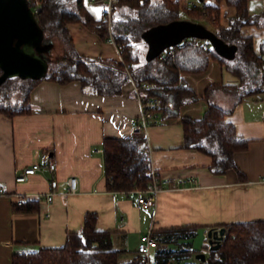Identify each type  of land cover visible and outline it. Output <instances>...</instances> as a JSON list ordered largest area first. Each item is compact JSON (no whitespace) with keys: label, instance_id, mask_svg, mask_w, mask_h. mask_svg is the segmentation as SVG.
<instances>
[{"label":"crops","instance_id":"1","mask_svg":"<svg viewBox=\"0 0 264 264\" xmlns=\"http://www.w3.org/2000/svg\"><path fill=\"white\" fill-rule=\"evenodd\" d=\"M91 1L102 12L104 0ZM201 2L214 4V0ZM190 3L198 5L196 0ZM221 9L222 22L227 24L235 10L224 3ZM249 12L264 13V0H250ZM68 29L80 55L120 59L112 41L102 40L80 24H70ZM243 34L264 42V25L246 26ZM181 76L198 99L183 106L179 117L165 118L141 133H135L131 126V119L140 113L131 81L121 95L101 96L85 94L78 81L61 85L44 80L31 91V114L12 119L0 114V186L6 190L5 195H0V264H11L14 252L63 247L69 232L83 230L87 213L97 214L98 230L110 232L112 248L122 262L139 257L137 247L151 229L195 226L208 244L210 228L264 222V91L236 104L234 97L222 88L235 84L236 79L224 72L217 61H211L203 74ZM212 85L213 101L231 110L230 121L250 141L246 151L234 156L244 181L235 169L213 174L209 155L183 147L181 118L203 117L207 106L204 94ZM134 136L147 140L152 169L162 177L171 183L178 178L196 183L164 190L155 209L139 206L134 192H109L104 174V138ZM49 160L57 165L54 174L37 173L24 182H16V176L25 168ZM70 177L78 179V190L71 194ZM52 178L58 180L57 194L52 202H47L45 195L50 191ZM18 196L44 199L38 211L18 212L13 207ZM202 246L194 249L206 253ZM151 262L155 264V249Z\"/></svg>","mask_w":264,"mask_h":264},{"label":"trees","instance_id":"2","mask_svg":"<svg viewBox=\"0 0 264 264\" xmlns=\"http://www.w3.org/2000/svg\"><path fill=\"white\" fill-rule=\"evenodd\" d=\"M214 4L192 6L181 0H114L109 24L96 17L90 0H39L36 14L44 40L41 53L49 64L47 75L38 80L18 77L0 85V114L8 118L32 113L31 91L41 81L50 80L65 85L81 84L85 94L119 96L128 82L147 83L149 96L157 97L162 117H179L183 106L198 97L182 78V74L200 75L211 61H217L224 72L232 75L235 84L222 85L239 104L244 99L264 91V42H256L243 34L250 25H264V13L251 15L250 0H215ZM235 10V15L222 22L221 4ZM176 19L202 22L229 45H236L232 60L220 56L207 40L189 38L185 43L167 49L158 58L147 61V44L142 34L158 24ZM80 24L104 41H112L119 49L120 59L91 58L77 51L68 26ZM191 41V43H189ZM195 41L207 43L203 48ZM2 71L0 70V75ZM18 80V81H17ZM215 85L204 94L207 106L199 120L181 118L183 147L200 151L212 158L213 174L235 169L239 179L245 176L235 164L234 156L248 149L249 140L237 132L230 121V109L217 105L212 97ZM143 139L105 137L102 145L104 174L109 192L128 194L147 187L151 180L150 155L141 149ZM15 204L18 212H34L40 208L43 196L36 200L24 198ZM96 213H87L80 232H69L63 247L42 248L31 252H14L11 264H141L139 257L122 262L112 248L110 232L97 229ZM218 249L205 244L206 261L196 260L193 240L195 226L153 230L156 240L155 264H263L264 222L248 221L228 224ZM205 253V252H204Z\"/></svg>","mask_w":264,"mask_h":264},{"label":"water","instance_id":"3","mask_svg":"<svg viewBox=\"0 0 264 264\" xmlns=\"http://www.w3.org/2000/svg\"><path fill=\"white\" fill-rule=\"evenodd\" d=\"M142 38L147 44L145 58L148 62L189 38L207 40L228 60L234 59L237 52L236 45L225 43L207 25L189 19L153 26L142 34ZM43 40L44 34L28 0H0V85L15 77L38 80L47 75L49 64L41 53ZM225 231V227L208 230L210 250L219 248ZM195 257L205 262L207 255L201 252Z\"/></svg>","mask_w":264,"mask_h":264},{"label":"built area","instance_id":"4","mask_svg":"<svg viewBox=\"0 0 264 264\" xmlns=\"http://www.w3.org/2000/svg\"><path fill=\"white\" fill-rule=\"evenodd\" d=\"M29 5L33 12L37 14L40 10L39 0H28ZM113 1L114 0H104L102 4L101 17L104 21L109 24L111 23V17L113 13ZM92 1L90 0V4ZM192 6H198L195 3H189ZM185 43V41L183 42ZM182 43V44H183ZM191 43V41L189 42ZM196 46L202 45L203 48H207L208 44L203 42L199 43L195 41ZM181 45V44H180ZM118 48V47H117ZM119 50V49H118ZM134 84L133 96L138 100L140 104V113L137 117L131 119V126L135 133L145 132L149 127L153 125H158L165 121L161 114V102L157 97L149 96L147 91L151 88L149 84L143 83L141 85ZM141 149L147 153L151 152V148L146 139H143L141 143ZM100 151V150H99ZM57 169V165L54 161H46L43 163H35L31 166L25 168V170L16 176V182H24L29 175H34L37 173H50L54 174ZM196 182L193 179H181L178 178L174 183H171L167 178L162 177L159 172L152 169L151 180L147 187L142 190H135L134 193L137 194V203L139 206L145 209L157 208L159 202L160 194L168 188H180L185 186H192ZM58 180L52 178L50 180V191L45 195L47 202H52L55 195L57 194ZM78 190V179L76 177H70L68 179V193H75ZM6 190L0 186V195H5ZM24 202L23 197L18 196V201L16 204L21 205ZM153 229L143 238L137 247V253L139 255V260L141 264H152L151 253L156 248V240L152 236Z\"/></svg>","mask_w":264,"mask_h":264},{"label":"rangeland","instance_id":"5","mask_svg":"<svg viewBox=\"0 0 264 264\" xmlns=\"http://www.w3.org/2000/svg\"><path fill=\"white\" fill-rule=\"evenodd\" d=\"M181 1H183V2H185V3H187L188 5H189V3L192 1V0H181ZM196 2L198 3V5L200 6V7H202V5H203V2H201L200 0H196ZM214 3H216V1L214 0ZM205 4H206V2H205ZM89 5V7H90V9H91V11L94 13V15L96 16V17H98L99 15L101 16V8L98 6V5H91V4H88ZM99 16V17H100ZM18 81V80H17ZM206 240H207V238L205 237V235H203V233L202 232H199L198 234H197V236L194 238V240H193V246H194V248H198V247H201L202 245H205L206 244ZM203 247V246H202Z\"/></svg>","mask_w":264,"mask_h":264}]
</instances>
